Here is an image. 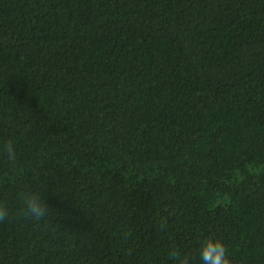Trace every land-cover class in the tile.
<instances>
[{
	"label": "trees",
	"instance_id": "1",
	"mask_svg": "<svg viewBox=\"0 0 264 264\" xmlns=\"http://www.w3.org/2000/svg\"><path fill=\"white\" fill-rule=\"evenodd\" d=\"M0 198V264H264V0H0Z\"/></svg>",
	"mask_w": 264,
	"mask_h": 264
},
{
	"label": "clouds",
	"instance_id": "2",
	"mask_svg": "<svg viewBox=\"0 0 264 264\" xmlns=\"http://www.w3.org/2000/svg\"><path fill=\"white\" fill-rule=\"evenodd\" d=\"M4 150L7 154L8 164L14 167L17 160L14 142L9 140L4 145ZM41 188L25 187L17 194L18 208L16 211L37 226L48 223L50 216L49 206L42 198ZM12 212L10 203L4 198H0V223L8 221ZM199 252L203 264H232L228 249L220 238L207 237L201 242ZM168 257L174 264H191L190 255L181 253L175 246L169 249Z\"/></svg>",
	"mask_w": 264,
	"mask_h": 264
}]
</instances>
